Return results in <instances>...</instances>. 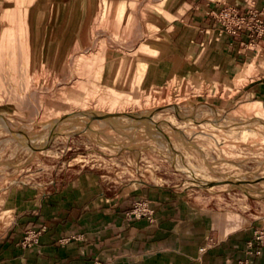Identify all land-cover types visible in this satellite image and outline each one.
<instances>
[{
    "label": "crops",
    "instance_id": "1",
    "mask_svg": "<svg viewBox=\"0 0 264 264\" xmlns=\"http://www.w3.org/2000/svg\"><path fill=\"white\" fill-rule=\"evenodd\" d=\"M22 1L37 77L63 78L73 60L101 56L93 77L108 91L168 89L213 112L264 111V38L249 44L246 33H227L213 13L232 7L245 16L264 0H161L155 13L133 9L147 0ZM20 5L0 0V39L4 15ZM117 27L129 31L119 44ZM0 116L24 119L3 99ZM93 122L96 144H108L106 125ZM99 153L49 148L27 157L23 178L0 188V264H235L264 226V197L180 186L153 151ZM142 197L155 209L153 221L126 216ZM42 227L39 241L24 248L27 229ZM254 262L264 264V247Z\"/></svg>",
    "mask_w": 264,
    "mask_h": 264
},
{
    "label": "rangeland",
    "instance_id": "2",
    "mask_svg": "<svg viewBox=\"0 0 264 264\" xmlns=\"http://www.w3.org/2000/svg\"><path fill=\"white\" fill-rule=\"evenodd\" d=\"M160 1L147 0L145 6L133 9L155 13L154 5ZM27 3L21 0L19 8L4 15L1 30L0 88L4 94L0 100L13 102L24 119L0 116V188L18 175L23 178L28 156L49 148L64 150L68 156L90 149L114 154L127 148L160 154L177 173L180 186L222 191L237 199L264 197V111L242 117L233 111L213 112L190 104L183 92L178 100L168 89L108 91L93 77L101 56L99 60L97 56L73 60V70L63 78L37 77L30 72L27 58L31 52ZM128 32L117 27L116 43ZM97 41L100 49L106 47L101 33ZM17 56L19 63L13 61ZM103 112L122 113L127 119V114L149 118L94 120L93 126L106 125L102 138L109 141L96 144L92 122H84Z\"/></svg>",
    "mask_w": 264,
    "mask_h": 264
},
{
    "label": "built area",
    "instance_id": "3",
    "mask_svg": "<svg viewBox=\"0 0 264 264\" xmlns=\"http://www.w3.org/2000/svg\"><path fill=\"white\" fill-rule=\"evenodd\" d=\"M219 19L223 29L231 34L237 35L244 32L250 39L249 44L264 38V7L253 9L245 16L238 15L232 7H226L213 12ZM155 209L147 198H138L133 201L131 207L126 211V216L132 218H147L154 220ZM45 227L40 229L29 228L22 240L24 248L30 247L39 241V237ZM264 247V226L255 230L253 236L246 242L245 255L235 261V264H255L254 259L262 254ZM204 247L201 251H204ZM99 264V263H95Z\"/></svg>",
    "mask_w": 264,
    "mask_h": 264
},
{
    "label": "water",
    "instance_id": "4",
    "mask_svg": "<svg viewBox=\"0 0 264 264\" xmlns=\"http://www.w3.org/2000/svg\"><path fill=\"white\" fill-rule=\"evenodd\" d=\"M129 119H127L125 117L124 114L122 113H109V112H103V113H99V114H96V115H93L91 117H89V119L87 121H85L84 123L86 124H90L92 121L94 120H102V119H108V118H111V117H118V118H121V119H125V120H131L132 119H139V120H145L146 118H149L147 115H143V114H137L135 117H131L130 114H127L126 115ZM69 118V117H68ZM74 123H82L81 121L79 120H76V121H73Z\"/></svg>",
    "mask_w": 264,
    "mask_h": 264
},
{
    "label": "bare ground",
    "instance_id": "5",
    "mask_svg": "<svg viewBox=\"0 0 264 264\" xmlns=\"http://www.w3.org/2000/svg\"><path fill=\"white\" fill-rule=\"evenodd\" d=\"M191 172H193V171H191ZM196 175H199L198 172H197ZM200 175H201V174H200ZM202 176H203V175H202ZM193 177H194V176H193ZM205 177H206V176H205ZM206 178H207V177H206ZM195 179H197V177H196ZM195 179H194V180H195ZM222 179H223V178H222ZM216 180H217V179H216ZM219 180H220V179H219ZM223 180H224V179H223ZM201 181H202V180H201ZM202 182H203V181H202ZM205 183H206V182H205ZM201 185H202V184H201Z\"/></svg>",
    "mask_w": 264,
    "mask_h": 264
}]
</instances>
